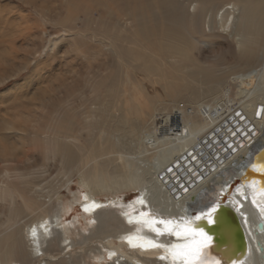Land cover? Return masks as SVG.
<instances>
[{
  "label": "bare ground",
  "instance_id": "1",
  "mask_svg": "<svg viewBox=\"0 0 264 264\" xmlns=\"http://www.w3.org/2000/svg\"><path fill=\"white\" fill-rule=\"evenodd\" d=\"M184 2L189 5L181 0H64L67 17L57 24L59 38L48 41V57L57 55L67 33L75 38L81 32L72 28L78 14H97L105 30L83 39L91 46L88 51L78 46L57 64L58 86L30 96L41 104L6 103L0 110L15 107L40 118L55 100L57 109L49 120L57 127L49 152L63 175L91 165L81 179L86 192L77 195L68 187L70 194L61 197L47 185L46 164L20 169L16 163H27L28 153H3L14 148L2 146L0 213L6 219L0 225L1 264H65V250L71 255L77 249L69 236L80 228L84 235L78 245H86V251L70 257L80 261L74 264H87L86 257L94 264H168L159 259L160 250L133 248L126 237L185 243L184 237L156 238L145 221H189L209 232L207 223L194 217L212 206L221 212L222 205L238 212L247 247L235 254L232 241L231 249L214 251L219 245L209 232L213 240L201 259L206 264H264V213L259 207L264 206V172L257 170L264 167V0ZM46 3L42 6L49 18L59 17V10ZM216 27L232 44L205 61L196 53L199 40L222 38L213 33ZM43 49L33 55L35 61ZM31 57L15 70L9 65L15 58L6 49L0 57V86L32 67L33 76L48 81L42 73L51 67L34 65ZM7 65L10 73L4 71ZM8 131L22 135V141L28 137L22 126ZM81 132L92 133L86 144ZM127 191L134 193L127 199L117 196ZM81 201L79 211L89 207L85 215L75 209ZM93 203L99 207L90 208ZM92 240L99 248L90 246Z\"/></svg>",
  "mask_w": 264,
  "mask_h": 264
},
{
  "label": "rangeland",
  "instance_id": "2",
  "mask_svg": "<svg viewBox=\"0 0 264 264\" xmlns=\"http://www.w3.org/2000/svg\"><path fill=\"white\" fill-rule=\"evenodd\" d=\"M55 1H58L55 3ZM182 3H185L186 6L189 5L188 2H184V0H181ZM34 4H32V3ZM43 2H49L51 5L50 7L56 8L61 13L59 17L49 18L48 10L47 8H43L42 3ZM46 3V5H47ZM35 5V6H33ZM44 5V4H43ZM49 6V5H48ZM193 8L191 9V12H193ZM65 9L64 0H0V57L5 54V50L8 49L11 53V56L15 58L9 65H15V70H20L21 64L26 60L25 58L32 55V64L34 65H40V67H46V69L49 70L50 73L46 74L49 71H43L42 74H44L48 81H39V76H33L32 71H24L22 75L9 80L4 84L3 86H0V107L5 108L7 107L6 103L8 105L14 104V103H20V102H28L31 105L33 104H41V102H38L36 99L33 100V97H30L34 92L38 94V96L43 94L44 90L47 88H56L58 86V78H59V66L57 64L61 63V61L67 59L69 56L74 55V51L79 48L82 51H88L91 46L87 45L83 42V39H86L88 35H91V33H103L105 30L101 22L98 20V15H94V18H90L86 13L84 14H78L72 21V28L75 32H78V29L81 30L80 33L75 35V38L72 37L73 34L67 33L65 37H62L61 41L59 42V52L57 55H52L48 57V54H51V51L48 47V41L50 39H58V34H60L62 28L57 25L60 23L61 19L64 17H67ZM97 13V12H96ZM62 17V18H61ZM55 19V20H54ZM49 21V22H48ZM29 27L32 29V37H30L29 34ZM35 30V31H34ZM207 30L209 28L207 27ZM216 31H212L215 35H221L222 30H220L219 27L215 28ZM219 31V32H218ZM224 36L222 38H214L213 41L207 39H203L206 42L199 40L198 45V51H196L197 54H199V57H202L206 60H214L219 56V54L222 52H225L228 49V45L232 44V38L227 35L223 34ZM200 39V38H199ZM215 41V42H214ZM214 42V43H213ZM216 43V44H215ZM77 46H76V45ZM224 45L225 47L221 50H219V46ZM45 47V48H44ZM44 48V49H43ZM11 49V51H10ZM42 56L37 55L36 61L34 60L33 55L36 52H42ZM214 51V52H213ZM220 51V52H219ZM45 52V53H44ZM66 57V58H65ZM87 57V56H86ZM65 58V59H63ZM91 58V57H87ZM52 63V65L50 64ZM84 64V63H83ZM5 72L10 73L12 70L11 66H6L4 68ZM88 69L87 64L82 68V71L85 73ZM37 77V78H36ZM80 83L85 79V76L81 77ZM83 84V83H82ZM20 85V86H19ZM11 86V87H10ZM20 87V88H19ZM12 88L10 91V96L7 97L6 93L9 91V89ZM22 94H25L24 96ZM5 95L6 98H3ZM23 96V97H22ZM54 103L48 107L47 110H45V114L41 116L40 118H34L31 116L26 115L24 112L21 111L17 112V109L12 107L13 109L9 108L7 111H1L0 110V150L2 151V146H4L7 150L8 148L13 147L14 149H10L7 152L3 153H9V154H19L20 157L22 156V153L25 154L28 153L27 157H29L28 162L21 163L20 165L17 164L18 168L28 170L30 168L37 169L41 165L46 164V177H47V185L51 184V188L54 187L57 190H59V193L61 197L65 198L64 196L69 195V188H72L74 193L79 195V192L82 190L85 191L84 187H81V179L83 174H87L89 170V166H79L77 168L72 169L68 173L59 172L60 171V165L56 162L55 158L52 156L49 151L52 150L53 146H50L52 144L51 142V136L55 134V129L57 127V123L51 122L49 118L53 116L57 109V102L54 100ZM23 113V114H22ZM22 114V115H20ZM25 114V115H24ZM39 115V114H38ZM54 117V116H53ZM9 126H19L22 128H27L28 131L25 133L24 136L28 135L24 141L21 139H18V136H22L19 134H13L8 131ZM90 132H81L82 135V142L87 143L90 139ZM3 137H6L7 140H4ZM12 150V151H11ZM2 153V154H3ZM2 154L0 157H2ZM2 160V158H1ZM3 164L0 162V171L3 169ZM30 169V170H32ZM69 181V185L66 186L65 182ZM45 183V182H44ZM69 187V188H68ZM86 192V191H85ZM134 192L127 191L126 193H119L117 196L125 197L126 199L133 195ZM108 199L115 198L114 195L109 197H102L103 200L107 201ZM82 204L81 202H77L75 205V209H77L80 214L85 215V211H83V207H81V210L79 211L80 207L79 205ZM105 205V204H104ZM56 208H60V212L62 215H64V212L61 210V207H59V204L55 203ZM108 206H105L104 208H107ZM76 211V210H75ZM76 211V212H77ZM87 216V215H86ZM85 217V216H84ZM89 217V216H88ZM6 218L3 216L2 213H0V225ZM28 219H25L23 222H27ZM93 222V221H92ZM81 227V226H80ZM79 227V228H80ZM120 230V229H119ZM0 231H3L0 227ZM4 232V231H3ZM87 234V233H86ZM90 234V232H89ZM84 232L82 228L80 230L75 231L72 235L69 236V240H73L76 245V251H73L72 254H67L69 251V248L65 250V252L62 255H66L65 257V264H74L79 263L80 261H76L74 258H70L74 255L78 256L81 255L86 250V245L83 247H80L78 244L82 242ZM86 236V235H85ZM115 238H113L114 240ZM118 242V241H117ZM105 243H108L105 241ZM90 246L93 248H99V243L96 241H91ZM118 244V243H117ZM119 245V244H118ZM120 246V245H119ZM85 250V251H84ZM107 250L105 249V253ZM78 253V254H77ZM69 257V258H68ZM76 258V257H75ZM86 263L88 264H94L91 258H85ZM20 263V262H19ZM35 264V262H30L29 264ZM1 264V263H0Z\"/></svg>",
  "mask_w": 264,
  "mask_h": 264
},
{
  "label": "snow or ice",
  "instance_id": "3",
  "mask_svg": "<svg viewBox=\"0 0 264 264\" xmlns=\"http://www.w3.org/2000/svg\"><path fill=\"white\" fill-rule=\"evenodd\" d=\"M258 171L264 172V167L258 168ZM187 191V189H185ZM264 193V189H262ZM255 203V201H253ZM141 203L143 201L141 200ZM99 205L92 204L90 208H96ZM261 213H264V206H259ZM89 207H85L88 211ZM141 216H148V213H141ZM195 220L206 221L207 224H215L222 228L223 224L220 217L217 215V206L210 207L206 212L202 210L201 215L195 216ZM139 223V221H137ZM129 223H132L129 220ZM149 230L155 234L156 238L164 236H174L178 239L184 237L185 243H170L162 242L151 237H144L140 235L126 237L128 244L133 248H140L143 250L158 249L162 252L159 256L161 261H167L168 264H206V261L201 259L202 250L212 242L213 236L205 231L200 225H193L189 221L177 223L171 219H163L159 217H152L145 221ZM163 227H156V225ZM33 237L36 236V230H32ZM192 237V239H188ZM198 237V239H197ZM114 255V253L110 254ZM219 264V261H217Z\"/></svg>",
  "mask_w": 264,
  "mask_h": 264
},
{
  "label": "water",
  "instance_id": "4",
  "mask_svg": "<svg viewBox=\"0 0 264 264\" xmlns=\"http://www.w3.org/2000/svg\"><path fill=\"white\" fill-rule=\"evenodd\" d=\"M226 206L227 205L220 206L223 210L221 212L217 211V215L220 217L223 224L222 228L217 227L215 224H206L205 226L209 232L214 233L215 243L219 245V247H215L214 251L222 250V248H226V250L231 249V245L235 242L237 247L235 251H237V253H234L238 254L247 247L246 236L238 212L233 207ZM205 223L206 221H203V224Z\"/></svg>",
  "mask_w": 264,
  "mask_h": 264
}]
</instances>
